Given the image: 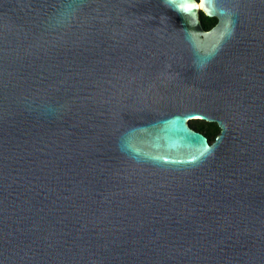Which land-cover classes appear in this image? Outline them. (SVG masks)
Instances as JSON below:
<instances>
[{"label": "water", "instance_id": "water-1", "mask_svg": "<svg viewBox=\"0 0 264 264\" xmlns=\"http://www.w3.org/2000/svg\"><path fill=\"white\" fill-rule=\"evenodd\" d=\"M0 264H264V0H0Z\"/></svg>", "mask_w": 264, "mask_h": 264}, {"label": "trees", "instance_id": "trees-1", "mask_svg": "<svg viewBox=\"0 0 264 264\" xmlns=\"http://www.w3.org/2000/svg\"><path fill=\"white\" fill-rule=\"evenodd\" d=\"M200 19L202 22V25L205 29L211 28L215 22V18H210L205 16L202 12L200 13ZM189 125L201 133H203L209 140V142H212L215 138V136L219 133L220 129L218 125L214 122H207L202 119H194L189 122Z\"/></svg>", "mask_w": 264, "mask_h": 264}, {"label": "flooded vegetation", "instance_id": "flooded-vegetation-1", "mask_svg": "<svg viewBox=\"0 0 264 264\" xmlns=\"http://www.w3.org/2000/svg\"><path fill=\"white\" fill-rule=\"evenodd\" d=\"M190 122V121H189ZM196 130V129H195ZM198 131V130H197ZM200 132V131H199Z\"/></svg>", "mask_w": 264, "mask_h": 264}]
</instances>
